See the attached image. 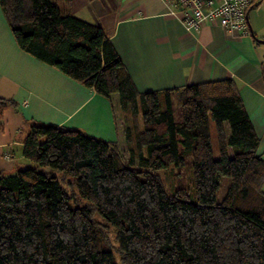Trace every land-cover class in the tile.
Masks as SVG:
<instances>
[{
  "label": "trees",
  "instance_id": "1",
  "mask_svg": "<svg viewBox=\"0 0 264 264\" xmlns=\"http://www.w3.org/2000/svg\"><path fill=\"white\" fill-rule=\"evenodd\" d=\"M0 6L22 50L111 100L122 134L31 123L23 155L35 165L0 168V264H264V158L233 78L139 91L100 25L54 0ZM188 155L196 200L166 192L156 173ZM64 179L87 204H74Z\"/></svg>",
  "mask_w": 264,
  "mask_h": 264
},
{
  "label": "crops",
  "instance_id": "2",
  "mask_svg": "<svg viewBox=\"0 0 264 264\" xmlns=\"http://www.w3.org/2000/svg\"><path fill=\"white\" fill-rule=\"evenodd\" d=\"M63 12L100 25L139 91L233 78L264 158V0L248 11V32L205 21L188 31L164 0H54ZM0 168L32 166L23 155L32 122L118 140L111 100L22 50L0 6Z\"/></svg>",
  "mask_w": 264,
  "mask_h": 264
},
{
  "label": "built area",
  "instance_id": "3",
  "mask_svg": "<svg viewBox=\"0 0 264 264\" xmlns=\"http://www.w3.org/2000/svg\"><path fill=\"white\" fill-rule=\"evenodd\" d=\"M188 31H197L205 21H218L229 31L248 32V11L257 0H164Z\"/></svg>",
  "mask_w": 264,
  "mask_h": 264
},
{
  "label": "rangeland",
  "instance_id": "4",
  "mask_svg": "<svg viewBox=\"0 0 264 264\" xmlns=\"http://www.w3.org/2000/svg\"><path fill=\"white\" fill-rule=\"evenodd\" d=\"M175 99V98H174ZM173 99V107L175 112V119L178 121L181 119L180 107L177 104V101ZM211 132H212V145L214 149V153L216 157H219V152L216 144V135L214 123L211 122ZM33 163V162H32ZM35 165V163H33ZM156 173L161 177L163 187L166 192L173 193L176 190L186 191L192 200H196V187L194 183V175H193V166H192V156L188 155L185 158V163L182 165H176L174 163L170 164L168 167H164L158 169ZM230 178L228 176H224L221 179V185L217 192L218 201L223 198L226 187L229 183ZM68 180H63V185L65 186L68 193L71 195L74 204L83 205L87 204L88 200L81 197L77 188L72 183H67ZM94 218L101 224L105 225L104 218L98 213H94ZM109 239L111 245L114 247L117 246L118 241L116 239V233L111 224L107 226ZM114 255L116 260H119L118 253L114 250Z\"/></svg>",
  "mask_w": 264,
  "mask_h": 264
}]
</instances>
